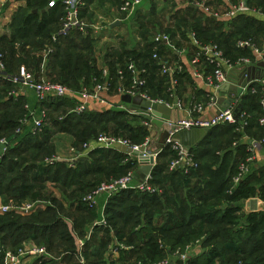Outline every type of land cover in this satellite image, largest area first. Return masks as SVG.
<instances>
[{"label":"trees","instance_id":"1","mask_svg":"<svg viewBox=\"0 0 264 264\" xmlns=\"http://www.w3.org/2000/svg\"><path fill=\"white\" fill-rule=\"evenodd\" d=\"M51 1L26 0V4L14 13L9 33L0 34V62L4 63L8 75L26 68L37 81L46 76L48 81L62 83L74 90H92L106 80L111 88L120 89L132 84L129 64L133 63L147 70L145 88L149 95L161 96L164 88L158 81L162 71L160 59L167 54V45L163 41L151 42L138 49L119 38L116 44H103L104 48L100 49L101 38L94 37L91 27L75 26L62 34L68 14L66 4L63 0H55V5L49 7ZM91 1L80 7V22L85 23L86 16L92 15L89 13ZM247 3L264 11V0H247ZM35 9L38 11L34 12ZM155 19L151 18L159 25L160 21ZM214 21L197 18L191 28L201 42H218L233 61L249 52L248 48L238 46L239 40L252 39L257 44H264V21L240 16L233 22L235 29L226 35L222 31L224 24L213 28ZM140 28L145 38L150 29L144 23ZM165 32L172 39L177 34L172 30ZM100 52H104L105 67L102 69L98 65ZM106 68L107 77L104 76ZM119 70L123 72V78ZM176 76L180 81L182 75L176 72ZM18 89L19 85L0 76V141L8 140L0 163V198L10 205L41 199L49 200L50 204L27 216L15 210L0 215V264H4L6 250L17 251L27 241L45 246L51 254L35 257L33 264H130L131 256L135 254H138L135 264H160L163 261L170 264H264V211L248 212L244 207V201L256 195L264 200V165H252L235 185L233 178L241 162L249 156L248 145L241 158L235 161L227 152L219 153L229 147L225 148L215 138H208L198 148L190 150L198 167L188 173L185 168L170 170L176 152L167 145L159 156L169 149L170 158L165 163L157 160L152 172V183L158 191L147 193L131 189L108 199L106 223L100 226H112L118 239L128 234L125 243L139 248V251L123 252L117 261L108 262V239L98 242L93 241V237H86L84 226L97 218L98 213L96 207L90 208L83 198L103 181L120 178L135 170L139 164L137 158L131 159L130 154L115 148H100L89 156L91 160L82 161V158L74 167L64 161L46 165L41 159L56 152L53 138L58 131L53 127L60 123L64 132L75 139V144L95 140L98 133L107 134L114 128L116 134L119 131L124 134L117 135L140 145L151 136V130L143 124L145 118L123 109H87L78 113L73 97H48L38 102V106L49 113L65 106L73 109L61 122L51 123L47 119L36 134H16L21 120L28 115L26 96L18 94ZM255 95L258 98L253 99L254 112L245 110L246 102L243 101L239 120L231 128L230 144L240 141V136L251 128L255 135L260 134L257 124L263 111L260 97ZM260 127L261 139L264 128ZM87 175L93 178L86 179ZM48 183L69 188L68 206L53 194L47 198L43 196ZM69 221H72L75 234L84 241L81 249L69 228ZM184 254L187 256L182 259Z\"/></svg>","mask_w":264,"mask_h":264},{"label":"crops","instance_id":"2","mask_svg":"<svg viewBox=\"0 0 264 264\" xmlns=\"http://www.w3.org/2000/svg\"><path fill=\"white\" fill-rule=\"evenodd\" d=\"M123 2L124 0H92L89 4V13L92 15L86 16L85 24L92 28L95 38H101L100 49L101 47L104 48L103 44H116L119 38L124 39V41H126L130 47H136L138 49L145 47L148 43H154L155 41H163V43L167 45V54L161 57L160 64L162 67L167 66L171 68V70H174V72L173 74H168L163 73V70L160 71V77L158 81L162 82L164 89L162 92H160L161 96H158L157 98H163L170 104H175L178 106V108L175 106L172 109V120H180L188 116H200L204 119L212 118L218 113L220 109H224L231 105L233 98L242 92L243 88L241 86L247 82L250 81V85L253 84L254 86H257L258 89L261 88L259 86L258 80L264 78V57L259 59L254 51L250 48H248L249 52L245 56L251 59V63L248 66L236 67L235 69L231 70L228 73L231 83L224 85L221 90L216 91L212 86L207 84L206 78L211 75L214 70L213 67L203 59L201 60L202 62L197 66L203 74V78L197 77L195 75V68L192 65V60L196 57V52L199 49L197 43L201 41L196 38V34L192 30L191 24L197 18L204 17L205 20L210 18L216 22L213 24V28H217L218 25L224 24L222 31L225 32L224 34L226 35L235 29L233 22L238 21L240 16L253 17L258 21H264V18L254 14H239L235 17H231L229 15L231 4L226 0H143V2L129 16L122 14L121 11H119V8L117 9L115 7L118 6L119 3L121 5ZM25 4L26 0H0V34L9 33V24L11 23L14 13L20 6ZM113 5H115L113 8L115 10V16L107 22L103 18L105 17V11L103 9H110V7H113ZM205 8H208V11ZM151 18L158 19L160 21L159 25H161V27L157 25L155 21H152ZM117 21L120 22V24L113 26L115 23H117ZM142 23H144L145 26L150 29V32L145 35V38L142 36L143 30L140 28ZM166 30H172V32L177 31L175 38L172 39L170 38V35H166ZM223 40H225V38ZM257 45L261 46L264 44ZM99 55L98 65L102 69L105 67V61L102 52H100ZM176 72H179V74L182 75L180 80L181 82L178 80ZM172 78L177 81L175 86L172 83ZM143 89L145 91L147 90L145 87H143ZM82 90H76L78 93L73 96L77 105H79V95L81 94ZM215 92H217L219 96V104L217 107L206 106L205 110L199 115L193 112V109L197 104L201 102H203V104H207L204 102H206L207 99ZM17 93L25 94L26 103L29 104L33 109L36 110L37 107H40L38 106L36 94L33 89L20 88L18 89ZM255 96V94L250 92L247 94L244 93L242 103L238 107L239 112L237 111L236 113L239 115V113L242 111L243 101L246 102L245 110L249 109L251 112H254V110H256L254 109L255 102L253 100L255 99ZM128 99L129 97L127 93L122 91V88L118 89L113 87L109 91L103 92L100 100L91 101L88 109L93 111H117L120 109L121 104H125L126 106H139L137 103H134L135 101L129 102ZM232 126L233 124L228 123H222L220 125L214 126L210 128V131L203 139L198 138L196 135L188 137L186 141L191 147L185 146L189 150H192L198 148V146L204 140L208 138H215L217 142L223 143L225 148L229 147L227 150H220L219 153L221 155L227 152L226 154L230 155L233 160H239L243 150H245V145H248L254 141L258 142L260 140V137L262 136V129H260L261 127L258 122L257 126L259 127L258 130L260 131L258 136L255 135V130L251 128L250 131L240 136V141L230 144L229 138L233 135L231 132ZM31 127L32 123L27 126L24 132H31ZM152 130L154 131V136L152 137L150 148L154 149L159 142V134L161 132L158 131L157 133V128ZM57 139L58 138L55 135L53 140L56 144V153H59L60 150V154L65 156H63L64 160L62 161L66 162L68 166L74 167L70 163V160L73 157L71 148H81L83 143L75 144V139L69 135L68 146L66 149H63L60 148L61 141ZM100 148L102 149L103 147H96L95 149L86 151L84 155L76 158L75 162H78L82 158V161L86 159L91 160L89 156ZM134 158H136L135 155L131 157V159ZM169 158L170 150L168 149L161 156H158L157 160H159L161 163H165V161H167ZM93 161H95V159ZM254 165L257 167L264 165V146L259 145V147H257V160ZM139 168L140 164H138L137 168L135 169L137 181L142 179L143 174L138 172ZM92 178V175H87L86 177V179L89 180ZM56 185L57 184H54V186ZM53 195L62 200L65 206H68L70 198L67 196L66 192L65 194L59 193L58 195L55 193ZM97 200L98 202L95 210L98 213V217L88 222L84 226L86 237L88 239H92L93 237V241L98 242L103 239L104 241H107L108 239L109 244L107 247L108 252L106 254V259L110 263L117 261L123 252L131 253L135 250L139 251V248L135 249L134 245L125 243L128 239V234L123 239H118L114 229H112V226L108 228V226H100V224L96 225L97 222L105 219V211L108 203L105 196H100ZM36 202L37 206H35V208L29 213H16L24 216L31 215L40 209H46L50 204L48 200H46V203L42 200H37ZM253 202L256 204L255 207L250 206ZM1 205H4V203L0 198V206ZM244 207L248 212L264 211V200H262L259 195H256L245 200ZM70 223H72V221ZM23 246L31 248L39 245L34 241H27ZM137 256L138 254L131 256L130 264L136 263ZM32 262H34V260L30 263ZM27 263H29L28 259L25 264Z\"/></svg>","mask_w":264,"mask_h":264},{"label":"built area","instance_id":"3","mask_svg":"<svg viewBox=\"0 0 264 264\" xmlns=\"http://www.w3.org/2000/svg\"><path fill=\"white\" fill-rule=\"evenodd\" d=\"M66 4V8L68 11L64 26L61 30L62 34H67V32L75 26H79L81 29L84 28L86 25L83 22L79 21L78 14L79 9L81 6L85 5L88 0H63ZM228 3L231 4V8L229 11V15L231 17H235L239 14H254L264 18V11L261 8L254 7L247 3V0H226ZM143 2V0H124L120 7V11L122 14L129 16L131 15L136 8ZM55 5V0H52L49 3V7H53ZM208 11V8H205ZM73 16L76 17V21H73ZM166 38V37H164ZM162 38V39H164ZM199 49L196 52V57L192 60V65L195 68V75L197 77L203 78V74L198 69V65L202 62L201 60H205L208 64L213 67V73L206 78V82L209 86H212L216 91L222 89L224 85L230 84V78L228 77V73L235 69L236 67H243L248 66L251 63V59L249 57L243 56L238 58L237 60L233 61L229 57L225 55L224 50L222 47L216 42H198L197 43ZM238 46L240 48H250L254 51L259 59L264 57V45L258 46L254 43L251 39H244L238 42ZM157 58V55H154ZM129 69L133 73V82L129 87H122V91H125L128 96L140 97L146 100H150L153 103L157 104H166L171 109L175 106V104H170L163 98H154L147 91L143 89L147 83V70L145 68H138L133 63L129 64ZM163 73H171L173 74L174 70L167 66L162 67ZM119 75L123 78V72L119 70ZM108 69H104V76L107 77ZM0 76L11 80L13 83L20 86V88H30L33 89L37 101L40 103L47 99L48 97H73L78 92L74 89L69 88L68 86L57 83L53 81H37L33 75V73L26 69L22 68V70L14 75H8L5 72V65L3 62H0ZM172 83L175 86L177 81L172 78ZM260 89L253 84L250 85V81L247 82L245 85L241 86L243 88L242 92L233 98V102L230 106H227L224 109H220L218 113L208 119L201 118L200 116H188L186 118H182L180 120H164L167 126L170 127L169 132V139L168 145L176 152V157L171 161L169 168L170 170H176L178 168H185V172L188 173L190 170L195 169L198 167V163L194 160V157L190 150L180 141L177 140L176 135L184 130H191V129H210L214 126L228 123V124H235L239 120V115L236 113L239 112L238 107L242 103L243 94L244 93H252L258 94L260 97V105L262 108V115L259 119L260 125L264 128V78L258 80ZM111 89V84L107 80L102 82L101 84H96L92 90H88L84 88L81 91V96L79 105H77L75 111L78 113L84 112L88 109L89 104L91 101H96L101 99V95L103 92L109 91ZM219 104V96L217 92L212 94L209 98L207 104L199 103L193 109V112L197 113L198 115L201 114L206 106L208 107H217ZM28 109V115L25 116L21 120V126H19L16 130V134L23 133L27 126L32 123L31 132L36 134L37 132L41 131L44 123L47 119V111L41 107H37V109H33L29 104L26 105ZM120 109L127 111L129 114L134 115H141L145 118L143 124L149 128L150 130L156 128V124L153 122V119L156 118L155 115L152 113V109L143 110L137 106H126L125 104L120 105ZM145 115H150L151 117L148 118ZM245 116V114H242ZM246 124V122L244 123ZM152 133V132H151ZM152 140V134L149 136L143 144H134L128 137L119 136V135H107V134H100L95 140L88 141L82 144L81 148L72 147V159L70 163L72 166H75L76 162L75 159L81 157L85 154L86 151L95 149L96 147H103V148H115L118 149L122 147H132L134 150H139L140 147L150 148ZM0 144H4L3 149L0 148V163L3 160L4 151L6 150V145L8 144L7 139H2ZM259 145L264 146V135L258 141H254L248 144V151L249 156L245 159V161L241 162L237 174L234 176L233 181L234 184L237 185L239 182L245 177V175L250 171L251 166L257 160V147ZM145 154L150 155L152 154L151 150H147ZM156 157V161L153 164V169L157 164V158L159 155L153 153ZM160 154V153H159ZM131 156L135 154H130ZM138 162L139 157L135 155ZM64 160L63 156L54 155L52 157H48L45 159L46 165L54 164L58 161ZM140 164V163H139ZM153 170L146 174L144 179L139 181L136 180V173L135 170H130L127 174L120 178H113L108 181H103L97 188L92 190L91 192L87 193L83 201L90 208H95L97 206L98 198L100 196H105L107 201L110 197L114 194L119 193L125 190H137L147 193H154L158 191V188L153 185L152 175ZM37 206V202H28L22 205H1L0 206V213H7L9 211L15 210L19 213L26 214L29 213ZM106 220L103 219L98 224H105ZM84 242H81V247H83ZM2 249L0 248V254ZM30 256H41L47 257L51 256L45 246H35V247H21L17 251L6 250L4 253V264H25L27 258ZM186 254L182 255L181 258L185 259ZM84 262V260H82ZM169 261H163L160 264H170Z\"/></svg>","mask_w":264,"mask_h":264},{"label":"water","instance_id":"4","mask_svg":"<svg viewBox=\"0 0 264 264\" xmlns=\"http://www.w3.org/2000/svg\"><path fill=\"white\" fill-rule=\"evenodd\" d=\"M48 9V8H47ZM38 10L35 9L34 12H37ZM45 11V10H43ZM73 21H76V17L73 16L72 18ZM120 22L117 21V23H115L113 26H117L119 25ZM89 26L88 25H84V28L87 29ZM45 75V74H44ZM44 80L47 81L46 76H44ZM245 85V84H244ZM129 102H133L137 103V107L142 108L143 110H147V109H152V113L155 115L156 118L153 119V122L156 124V128H157V133L158 131H160L161 133L159 134V142L157 143V145L155 146L154 149L151 148H146V147H140L139 150H134L132 147H122L119 148V150H121L124 153L127 154H135L137 155L139 158V163H140V168L138 170L139 173H143L142 174V179H144L145 175L150 173L153 170V164L156 161V157L153 153H156L157 155H159V153L165 149L168 145V139H169V132H170V127L167 126L166 122H164V120H172L171 117V113H172V109L167 106L166 104H157V103H153L150 100H146L140 97H131L128 96ZM146 117L150 118V115H145ZM210 131V129L206 128V129H191V130H184L180 133H178L176 135V138L178 141H180L181 143H184V145L189 146V143L186 141L188 139V137L194 136L196 135L198 138L203 139L207 133ZM151 134L152 137L154 136V131L151 130ZM158 135V134H157ZM4 144H0V148L3 149ZM147 150H151L152 154L147 155L145 154V152ZM69 228L75 238L76 244L78 246L79 249H81V240L80 238L75 234L74 230H73V225L72 223L69 222Z\"/></svg>","mask_w":264,"mask_h":264},{"label":"rangeland","instance_id":"5","mask_svg":"<svg viewBox=\"0 0 264 264\" xmlns=\"http://www.w3.org/2000/svg\"><path fill=\"white\" fill-rule=\"evenodd\" d=\"M114 6L115 5H113V7H110V9H103L104 11H105V17H103L107 22L108 21H110L115 15H114V12H115V10L113 9L114 8ZM117 9L119 8V11H120V7H121V5H120V3H119V5L118 6H115ZM121 36V35H120ZM102 53H104V52H102ZM100 59H101V57H100ZM51 98V97H50ZM79 98H81V96H79ZM71 107L70 106H65V107H63V108H60V110H50V113L49 112H47V122L49 121V122H54L55 120H57V121H63V119H65L66 118V116L68 115V113L69 112H71ZM49 113V114H48ZM53 129H55V130H57L58 131V133L56 134V137L58 138L57 140H60L61 141V146H60V148H63V149H66L67 148V146H68V143H69V140H68V138H69V134H67V133H65L64 132V130L62 129V125H61V123L57 126V127H53ZM114 128H112L111 130H110V132L109 133H107V135H117V134H120V135H124L123 134V132L121 133L120 131L116 134L115 132H114V130H113ZM62 130V131H61ZM64 133V134H63ZM100 134H105V133H98V136L100 135ZM61 152H60V150H59V153H54V154H51V155H49V156H46L45 158H43V159H41V162H44L45 163V159L46 158H48V157H52V156H56V155H60V156H64L63 154H60ZM65 157V156H64ZM105 180V179H104ZM48 188L47 189H45V190H43V196L44 197H46L47 198V196H52L51 194H55V193H57L58 195H59V193L60 194H65V192L67 193V192H69V188H66V187H64V186H62V185H60V184H57L56 186H54V184H51V183H48ZM42 200V199H41ZM46 200L47 199H44V200H42V201H44L45 203H46ZM49 201V200H48ZM28 202H31V200H25V201H23L22 203H20L19 205H22V204H24V203H28ZM4 203V205H10V204H7V203H5V202H3ZM44 203V204H45ZM251 207H255L256 206V204L253 202V203H251V205H250ZM15 212H17V211H15ZM1 214H5V213H0V215ZM40 246V245H39ZM28 259V262L30 263L31 261H33L34 259H35V257L34 256H30V257H28L27 258ZM31 264H33V262L31 263Z\"/></svg>","mask_w":264,"mask_h":264}]
</instances>
